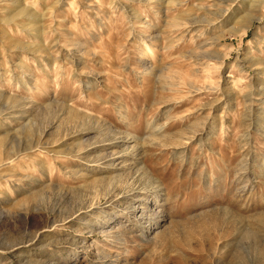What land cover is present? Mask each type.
Listing matches in <instances>:
<instances>
[{
	"label": "rangeland",
	"instance_id": "1",
	"mask_svg": "<svg viewBox=\"0 0 264 264\" xmlns=\"http://www.w3.org/2000/svg\"><path fill=\"white\" fill-rule=\"evenodd\" d=\"M257 1L0 0V264H264Z\"/></svg>",
	"mask_w": 264,
	"mask_h": 264
},
{
	"label": "bare ground",
	"instance_id": "2",
	"mask_svg": "<svg viewBox=\"0 0 264 264\" xmlns=\"http://www.w3.org/2000/svg\"><path fill=\"white\" fill-rule=\"evenodd\" d=\"M19 1H21V0H19ZM152 1V0H151ZM15 2V1H14ZM16 2H17V0H16ZM23 2V1H22ZM258 3H257V7L260 9V7H261V5H262V2H263V0H259V1H257ZM18 3V2H17ZM166 4H168V3H166ZM177 5L178 4V2H173L172 1V5ZM17 8V7H16ZM166 8H167V10L168 9H170L171 8V6H169L168 7V5H166ZM18 12L17 13H15L14 15H12V16H8V19L6 20L5 19V21H8V22H11L13 19H16L15 17L16 16H18V15H21L22 17L24 16V17H27L28 18V20H29V22H32L33 23V25H34V27H35V23L37 22L36 21V19H34V17H33V15L34 14H32V12H31V10H30V8H28L27 7V5L25 4L24 5V2L23 3H20V5L18 6ZM197 17V16H196ZM178 19V18H177ZM190 19V18H189ZM17 20V19H16ZM207 20V19H206ZM197 21H198V19H197ZM243 21V22H242ZM242 21H240L239 22V24L236 26H234V27H230V28H228V30H227V32L228 33H234V32H243L244 31V29H246V28H248L249 27V24H250V22H249V18H247V19H242ZM177 23V22H176ZM183 23V22H182ZM187 24V23H186ZM195 25V24H194ZM29 26V25H28ZM37 26V25H36ZM172 26V25H171ZM183 26V25H182ZM184 27H188L189 28V26H184ZM192 27V26H191ZM172 28V27H171ZM178 28V27H177ZM181 28V27H180ZM174 29H176V28H174ZM184 29V28H183ZM182 29V30H183ZM31 30V29H30ZM189 30V29H188ZM191 30H193L192 32V35H194L196 38H199V36H204L205 34H207V33H209L210 31H209V28H207V29H205V30H203V31H201L200 32V30L199 29H195V28H191ZM187 31V30H186ZM190 31V30H189ZM209 31V32H208ZM222 32V31H221ZM183 33V32H182ZM181 33V34H182ZM185 33V32H184ZM190 33V32H189ZM181 37V36H180ZM179 37V38H180ZM214 37V36H213ZM213 37H211V38H213ZM221 37H222V34H220L219 36H217V37H215V38H213L212 40H213V44H215L216 42H218V43H216V45L217 44H219V42H220V39H221ZM178 38V39H179ZM207 41V40H206ZM215 41V42H214ZM211 44V43H210ZM207 46V45H206ZM205 46V47H206ZM199 47H201V46H199L198 45V48ZM201 49V48H200ZM200 51V50H199ZM195 52H196V50H195ZM205 53H206V51H205ZM191 57V56H190ZM155 128V127H154ZM199 139H200V137H199ZM16 156V155H15ZM14 159H16V157H10V158H2L1 160H0V175L2 176V177H4L5 176V174H3V170H4V168L11 162V161H13ZM153 182V181H152ZM156 182V181H155ZM154 183V182H153ZM153 185V184H152ZM155 187V186H154ZM108 189H110V188H107V190H106V192H104L103 193V196L105 197V198H107V197H109V196H111L112 195V193H110V191H108ZM157 195V194H156ZM139 196V195H138ZM158 196V195H157ZM157 196H155V195H153L152 196V199H150L149 198V194H141L140 195V197L138 198L141 202L140 203H138L139 205H132V203H131V200L128 198V194L126 195V193L125 194H121V197L123 198V202L122 201H120L119 199H117L116 197H117V194H116V196L114 195V196H112V200L110 201V202H105L104 204H102V205H100L101 203H100V199H95V200H93V201H89V203H88V205L89 206H92L93 207V210H94V216L98 219V221H99V226H98V231L100 232V233H102L104 236H108V235H111L112 233H113V231H115L114 230V228H112V229H110V230H106L105 228H106V225L108 224V222L109 221H113V222H115V221H117V219L118 218H120V216L123 214L122 213V209H118V208H120V207H118L117 205H118V203H122V204H124V209H123V211H125V212H129L130 214H132V215H134V216H136V214H138V217L137 218H139L140 220L141 219H143V218H145V217H147V215H148V212H149V210H148V204H147V202H155V199H157ZM139 206V207H138ZM117 208V209H116ZM137 208H139V209H137ZM108 209V210H107ZM118 210H119V212H118ZM93 212V211H92ZM101 217H104V218H101ZM99 218H101V219H99ZM145 222V221H144ZM147 222V221H146ZM140 223V222H139ZM119 223H117V225H118ZM151 225V224H150ZM116 229V228H115Z\"/></svg>",
	"mask_w": 264,
	"mask_h": 264
}]
</instances>
